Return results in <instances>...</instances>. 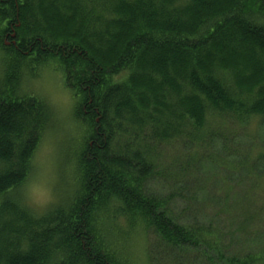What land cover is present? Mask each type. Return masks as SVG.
Returning a JSON list of instances; mask_svg holds the SVG:
<instances>
[{"label": "trees", "instance_id": "trees-1", "mask_svg": "<svg viewBox=\"0 0 264 264\" xmlns=\"http://www.w3.org/2000/svg\"><path fill=\"white\" fill-rule=\"evenodd\" d=\"M66 1L70 13L61 0H0V50L28 74L35 62L60 72L82 130L65 157L73 190L35 212L24 189L51 107L16 90L18 69L0 81V264H134L128 236L150 231L208 264H264V231L253 253H228L222 233L176 221L144 190L160 145L183 141L195 159L196 142L220 139L215 119L264 129V0ZM252 143L241 169L256 197L264 145Z\"/></svg>", "mask_w": 264, "mask_h": 264}, {"label": "rangeland", "instance_id": "rangeland-1", "mask_svg": "<svg viewBox=\"0 0 264 264\" xmlns=\"http://www.w3.org/2000/svg\"><path fill=\"white\" fill-rule=\"evenodd\" d=\"M60 4L62 10L67 8L70 13L68 1L61 0ZM32 68L34 74H28L21 62L14 63L0 50V81H5L9 71L18 69L23 77L16 90L21 95L39 96L51 107V126L42 135L32 162L33 173L24 189L26 204L35 212H41L56 200V190L62 191V187L73 190L74 167H70L65 157L69 155L73 160L82 130H78L73 121L75 100L71 91L63 87L61 73L50 65L40 66L38 62ZM215 122L221 124L220 139L211 135L207 143L196 142L201 148L196 150L195 145V159L191 158L193 153L185 148L183 141L160 145L154 175L144 190L149 196L166 200L176 221L222 233L228 253L251 254L259 247L260 232L264 231V184L258 189L263 195L253 196L257 191L254 190L256 180L246 176L241 163L253 141L256 149L264 145V129L256 120L248 122L236 115L215 119ZM231 150L234 157H229ZM263 167L261 165L262 169L257 172L263 173ZM120 222L116 229L122 232L123 226L128 224ZM105 223V226H113L109 221ZM128 237L129 254L134 264H208L198 253L165 251L151 231Z\"/></svg>", "mask_w": 264, "mask_h": 264}, {"label": "flooded vegetation", "instance_id": "flooded-vegetation-1", "mask_svg": "<svg viewBox=\"0 0 264 264\" xmlns=\"http://www.w3.org/2000/svg\"><path fill=\"white\" fill-rule=\"evenodd\" d=\"M6 44H8V43L6 42Z\"/></svg>", "mask_w": 264, "mask_h": 264}]
</instances>
